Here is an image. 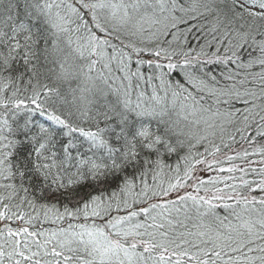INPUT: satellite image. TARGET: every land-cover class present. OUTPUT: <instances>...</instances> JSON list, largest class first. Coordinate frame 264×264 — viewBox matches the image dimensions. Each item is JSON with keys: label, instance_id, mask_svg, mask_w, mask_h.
<instances>
[{"label": "snow or ice", "instance_id": "6c2138e0", "mask_svg": "<svg viewBox=\"0 0 264 264\" xmlns=\"http://www.w3.org/2000/svg\"><path fill=\"white\" fill-rule=\"evenodd\" d=\"M0 264H264V0H0Z\"/></svg>", "mask_w": 264, "mask_h": 264}]
</instances>
